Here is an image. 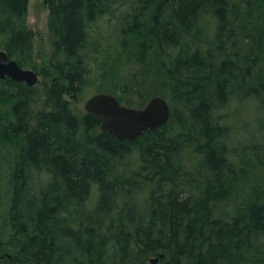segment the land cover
<instances>
[{"label": "trees", "instance_id": "1", "mask_svg": "<svg viewBox=\"0 0 264 264\" xmlns=\"http://www.w3.org/2000/svg\"><path fill=\"white\" fill-rule=\"evenodd\" d=\"M46 2L51 86L0 80L19 150L0 264H264V0ZM28 4L0 0V38L38 69ZM165 88L170 121L134 141L65 99Z\"/></svg>", "mask_w": 264, "mask_h": 264}, {"label": "water", "instance_id": "2", "mask_svg": "<svg viewBox=\"0 0 264 264\" xmlns=\"http://www.w3.org/2000/svg\"><path fill=\"white\" fill-rule=\"evenodd\" d=\"M39 76V72L22 68L6 51L0 50V80L9 78L35 87ZM85 110L100 117L102 132H109L121 141H134L145 132L158 130L171 119L170 104L164 97H155L138 109L122 105L113 95L95 94L86 101ZM164 257L150 259V263L158 264Z\"/></svg>", "mask_w": 264, "mask_h": 264}, {"label": "rangeland", "instance_id": "3", "mask_svg": "<svg viewBox=\"0 0 264 264\" xmlns=\"http://www.w3.org/2000/svg\"><path fill=\"white\" fill-rule=\"evenodd\" d=\"M49 15L50 9L46 0H29L28 12H27V25L30 30L34 33V63L38 65V69H32L38 71L39 82L35 86L40 89V91L45 94L47 89L52 84L51 77H45L43 74V68L45 63L50 58L51 55V44H50V33H49ZM103 28H107L105 25L97 26L96 30L103 31ZM0 38V50L2 48V41ZM5 51V50H4ZM28 69V68H27ZM155 97H164L166 98L171 107L172 113L175 111L172 105L171 93L168 88L162 90L156 96L146 99L142 107H145L149 101ZM90 98V95H87L83 99L73 100L70 95L65 96V99L72 102L76 109L81 112V114H86L85 103ZM44 100V99H43ZM141 107V108H142ZM44 104L38 106V111L44 109ZM100 132V130H96ZM6 138H0V242L2 246L0 247V256H7L13 254L8 242L10 243V231L8 230V214L9 208L12 202L13 190L10 186L12 181V174L16 163V158L18 157L17 142L12 145L8 144ZM118 164V163H116ZM120 170H122L120 168ZM14 181V180H13ZM15 182V181H14ZM159 256H153L152 258H158ZM146 260L150 263V259ZM29 261V260H28ZM129 264H134V261ZM151 264V263H150Z\"/></svg>", "mask_w": 264, "mask_h": 264}, {"label": "flooded vegetation", "instance_id": "4", "mask_svg": "<svg viewBox=\"0 0 264 264\" xmlns=\"http://www.w3.org/2000/svg\"><path fill=\"white\" fill-rule=\"evenodd\" d=\"M2 246V243L0 242V247ZM8 256V255H7ZM5 258L4 256H0V259ZM9 258V257H8Z\"/></svg>", "mask_w": 264, "mask_h": 264}]
</instances>
